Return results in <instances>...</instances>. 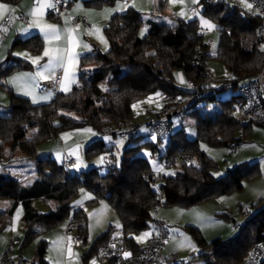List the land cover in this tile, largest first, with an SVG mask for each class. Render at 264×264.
<instances>
[{"label":"trees","instance_id":"16d2710c","mask_svg":"<svg viewBox=\"0 0 264 264\" xmlns=\"http://www.w3.org/2000/svg\"><path fill=\"white\" fill-rule=\"evenodd\" d=\"M72 1L68 0V5ZM84 1L96 6L108 2ZM203 4V14L216 23L220 33L217 58L232 73V78L219 88L203 85L209 77L210 42L205 38L197 15H192L193 19L189 21L173 17V24L157 20L146 23L142 12L130 7L113 15L105 26L109 49L81 56L78 83L71 91L57 92L51 101L38 105L10 91V106L0 116V158L4 157L8 146L11 153L6 157L8 159L13 157L16 149H20L35 162L37 175L31 185L23 187L20 182L0 174V199L13 200L9 211L0 212V221L12 213L18 202L24 204L26 232L23 246L39 236L40 233L34 231L35 226L46 229L68 217L72 199L81 188H86L95 195L88 201L89 204H97L101 199L111 202L120 216L121 227L127 231L131 248L140 253L142 249L137 247L130 234L140 231L150 221H159L154 211L163 204V199L159 198L161 193L172 191L174 203L189 208L231 194L239 188L243 179L251 180L261 175L259 162L251 161L238 164L216 178L217 161L201 149V142L211 147L240 145L238 133L245 124L236 118L234 112L237 106L244 107V100L239 95L223 99L221 92L253 80L264 63V46L257 34L259 21L255 14L242 12L240 3L223 5L214 1ZM165 9V2L160 0L153 7L152 14L162 13ZM145 23L149 27L146 35H142ZM15 43L36 53L43 49V39L38 34L26 39L18 38ZM147 45L152 51L147 50ZM27 67L24 60L8 62L0 66V79ZM177 69H183L187 81L196 87L191 88L187 84L182 88L175 76ZM153 95L161 98L164 106L161 111L153 112L150 119H167L171 135L158 134L157 142L147 141L135 146L127 143L122 167H117L109 157L110 164L106 162L108 170L104 174L97 167L69 174V165L60 164L52 156H43L40 151L63 130L82 126L101 132L105 126H111L114 128L111 133L116 136L121 125L128 123L136 129L135 134L127 137L132 141L139 136L137 126L131 120L133 105ZM167 97H177L179 101L172 103ZM168 108H171L170 112ZM64 112L75 113L80 119ZM188 116L195 120L197 134L193 139L187 137L184 126L174 129L176 118L182 120ZM247 122L245 135L255 125L252 121ZM147 125L151 130V125ZM33 127L38 132L31 140L27 138V133ZM163 143L164 149H160ZM141 144H147L152 154L160 158L166 167L180 164L181 169L172 174L159 173L163 182L154 187L158 175L148 158L137 153ZM106 150V143L101 137L88 144L86 154L92 157ZM195 158L197 162L193 161ZM39 198L57 200L59 207L47 214L39 213L32 204ZM251 208L254 211L247 210L244 222L238 224V233L228 239L208 242L199 228L187 226L198 253L192 252L186 260L173 255L170 260L195 263L203 259L206 264H237L247 260L255 244L264 246V199ZM71 224L77 228L79 238L86 241L89 231L83 209L74 214ZM115 229V226H110L102 237L108 238L104 243L111 240L110 234ZM47 246L45 240L39 242L33 264H48L45 260ZM22 264H26L24 258Z\"/></svg>","mask_w":264,"mask_h":264},{"label":"rangeland","instance_id":"374dc122","mask_svg":"<svg viewBox=\"0 0 264 264\" xmlns=\"http://www.w3.org/2000/svg\"><path fill=\"white\" fill-rule=\"evenodd\" d=\"M117 1L123 3L121 0ZM111 6H114V4H111ZM203 7V2L197 0L199 23L205 34V38L211 44L210 53L212 54V57L207 62V68L210 77L209 84L214 88H219L225 83L227 79L232 78V73L220 59L215 57L218 52L220 35L216 23L201 12ZM240 7L242 12L251 11V9L245 7L243 3H240ZM147 10V14H150L152 11V9ZM190 19H193V17ZM202 20L209 21V23L214 25V27H206L202 23ZM141 34L146 35L144 30H142ZM147 46V50L149 52L152 51L149 45ZM101 48L102 52H105L109 49V43L107 40L106 45ZM13 51L15 55L22 56L31 62L33 59L43 56V54H33L22 47L15 48ZM47 60L48 58L46 60L43 58L38 64H34V68L26 71H20L22 73L19 74L14 72L15 74L12 73L8 77V81L11 84L13 83L17 85V91H15L17 94L30 98L32 102L33 96L36 98V102H33L34 104H41L51 101L52 98H54L55 93H57L49 87L50 83H47V81L44 82V78L36 75L37 72H43L44 76L46 77V72L44 71L43 65L47 63ZM177 75L178 74L176 72L175 76L177 77ZM16 77L23 78L12 82ZM32 77H35V79H32ZM178 82L182 88L187 87V79H184V83H181L179 79ZM29 92L31 95L25 94ZM231 95H239L238 89L230 87L221 92V97L223 99H226ZM45 96L48 98L41 99ZM158 99L159 98H157L156 95L148 96L142 101L134 104L137 105V107H133L134 115L131 117V120L134 126H137L139 136L132 141H129L127 137L122 136L121 134L116 136L112 133L102 134L101 131L98 132L88 126L65 129L58 137L48 142L50 145H60V148L55 153H53L54 158L61 164L65 161L66 156H71L74 159L75 162L71 163L69 167H67L69 174L74 172H84L93 167L99 168L100 172L104 174L108 170L104 158L110 157L111 154L115 155L116 164L118 167H121L124 149L127 143L129 146H135L147 141L157 142L159 135L150 130L147 122L150 117L154 115L153 112H159L162 109V103L158 105L156 104ZM10 103V94L7 93L5 88L0 87V109L9 107ZM64 114L80 119V117L75 113L64 112ZM236 115L244 121H249V119L243 116L240 111H236ZM193 120L194 119L189 116L183 118L182 120L176 118L174 121V129L184 126L187 137L193 139L197 134ZM85 129H91V132H86L84 131ZM37 132L38 129L36 127L30 128L27 133V138L34 140ZM65 134H68L67 138H65ZM238 136L241 138L244 137V139L240 141L241 143L238 148L239 150L236 152H232L230 147H211L208 144L201 142V149L209 156L213 157L218 163V170L214 172V176L218 178L224 175L229 168H233L237 164L255 160H258L260 163L262 175L251 180L243 179L242 185H244V189L242 190L237 189L231 194L222 196L219 200L208 201L189 208L166 204V199L163 195V204L161 205L157 214H155L154 211V215L157 216V219L164 222L169 231L162 251L165 256L175 255L180 260H186L188 257H190L192 252L195 254L198 253L195 240L186 228L189 225L200 228L208 241H212L217 238L228 239L235 236L239 229H235L234 225L242 224L244 222L245 217L243 216V212L245 208H249V210L254 211L251 206L258 202L261 198H264V195H262L264 194V127L255 124L253 125V130L250 134L245 136L243 132H239ZM98 137H102L106 143V146L108 148L112 147V149L106 150L103 153L94 155L92 157L87 156L86 149L88 144ZM63 147H65L66 153H64ZM160 149H164V143L161 144ZM6 151H10L9 146L6 147ZM16 153L20 154L19 150H17ZM137 153L148 158L153 170L158 175L156 183L153 185L154 187H157L163 182V178L160 177L159 173L162 172L163 174H172L178 170V166L166 167L165 163L160 158L152 154L151 148L147 144H141V147L138 148ZM101 158H103L102 163L100 162ZM196 160L197 159L195 158V161ZM27 163L29 168V163L31 162L27 160ZM20 164L22 163H16L18 167ZM157 167L163 170L157 171ZM18 169H21V167ZM18 169H16V171ZM12 171L13 173L16 172L14 169ZM216 173L219 175H215ZM85 196L90 198L85 199ZM94 196L95 195L90 190L81 188L79 194L72 199V208L69 216L64 218L59 224L51 226L42 235H40L35 242L28 244V246L23 250L22 255L26 258L27 264H32V259L36 255L37 244L42 238H45L48 242L45 258L50 264H86V254L90 252L93 244L100 238L102 234L108 230L109 226L111 224H115L116 228L121 227L120 217L111 202L106 199H101L97 205L88 204L87 201L94 198ZM77 201H82V204L77 205ZM226 202L230 204L229 207L225 205ZM33 205L39 212L42 213H48L51 208L49 203L43 199L35 200ZM103 205H107V209L103 212H100V209ZM241 207L243 209H241ZM80 209H84V212L88 217L89 235L86 241L82 239V243L78 244V230L73 224H71V219L74 217L76 210ZM94 213H99V215H90ZM224 214H232L234 220L227 218ZM13 216L15 219L12 220V225H7V227L0 232V238L5 236L7 233H10L11 235H8L7 238L11 240L12 236H17V232L22 230L23 208L21 206L18 207ZM98 220L99 223H97ZM117 225H119V227H117ZM13 226L15 227L14 232H12ZM153 229L154 222L150 221L148 225L142 228L140 231L131 233L130 237H133L144 247L148 243L147 238ZM146 232L149 233L148 236L144 237L142 240L137 239V237H141ZM185 237L188 239L185 240ZM69 247L71 248V255H69L68 252ZM20 254V246L18 248H14L12 251L14 264H21ZM96 259L98 260L97 262L99 264H102L101 260H99V257H96Z\"/></svg>","mask_w":264,"mask_h":264},{"label":"crops","instance_id":"0c3cea01","mask_svg":"<svg viewBox=\"0 0 264 264\" xmlns=\"http://www.w3.org/2000/svg\"><path fill=\"white\" fill-rule=\"evenodd\" d=\"M121 1L123 3H120V1H117V0H108V2H105L102 5L96 6V5H90V4L86 3L84 0H74V1L70 2L69 5H67L62 10L61 16L56 17V18H53L50 16V15H52V14H50V11L52 9L45 8L44 9V15L42 17H39L41 26H43V25H54L60 34L59 40H54L51 42V44H49L48 41H46L44 38V33H42L40 31V29L32 23V21H33V19H35V17H33L31 15V12L34 8L38 7L39 3L43 2V0H0V4L7 5L8 9H9V11L4 12L3 17L0 18V24L6 19V17L8 15H13L16 18L14 25L10 29L7 37L5 38L2 46L0 47V66H4L5 65L4 63L15 62L18 59L24 60L28 64V67L14 71V72H17L16 74L22 73L20 71H26V70L34 68V64L30 60H27L22 56L15 55L13 49L15 50V48L22 47V48H25L28 51L32 52L33 54H43L44 49L48 46L49 47L55 46V47H59V48L71 47V40L73 38H75V40L77 42L75 51L78 54V56H77V61H76L75 68H74V76L72 77L74 82L70 81L68 83V90L64 91L63 90L64 73H63V77H62V81H61L60 92L61 93H67V92L71 91L72 87L75 84L78 83L81 56L95 52V50H97V51L99 50L102 52L101 47H104V45H106V40H107L105 32H104V28L108 24L109 20L111 19V17L113 15L118 14V13H123L128 8L133 7L137 11L142 12V19L146 23L148 21L157 20V21H166L168 24H173V17L189 21V19L191 17H193L190 13V9L193 6L197 7V0H196V2H193V0H176L175 3H173L172 0H163L166 4L165 11L162 13L156 12V13L152 14L153 13V7L157 3H159L160 0H129V1L121 0ZM48 2L52 3V0H48ZM111 4L112 5L114 4V6H111ZM147 9H152L150 14H147V11H148ZM202 11H203V9L201 10V12ZM181 13H182V15H181ZM198 17L199 16L197 13V18ZM25 19H27L28 24L25 22ZM146 23L142 28V30H144L145 33H147L148 27H149L148 24H146ZM69 29L73 30L71 34H69V32H68ZM35 34H38L43 39V49L41 52L36 53V52H33L24 46L15 45L16 44L15 42L18 38L26 39V38H29V37L35 35ZM219 35H220V33H219ZM219 40H220V36H219ZM11 42H12V46H11ZM84 45H88V47L85 48ZM210 47H211V44H210ZM84 51H86V52H84ZM218 51H219V45H218ZM209 55H210V57H212V54L210 53V49H209ZM217 55H218V52L215 56L216 58H217ZM46 59L47 58L44 57V60H46ZM58 70L59 69L56 70L55 74L57 73ZM14 72H12V73H14ZM176 72H177V74H179L180 76L183 77V80L184 79L186 80L185 71L183 69H177L175 71V73ZM12 73H10L7 76H5L4 78L0 79V87L5 88L7 93H9V94H10V91L17 94L15 92V91H17V85L13 84V83L11 84L8 81V77ZM45 74H46L47 78H44V82L47 81V83L51 84L55 75L53 76L49 72H46ZM227 80H229V79H227ZM50 84H49V87H50ZM17 95H20V94H17ZM55 95H56V93H55ZM20 96H23V95H20ZM24 97H26V96H24ZM26 98H28V97H26ZM28 99H30V98H28ZM31 102H32V100H31ZM161 103H162V107H163L164 103L162 102V99L159 98L158 101L156 102V104L158 105ZM35 105H38V104H35ZM8 108L9 107H6L4 109H0V116L3 115ZM242 109L243 108H241V107L239 108V106H237V109L235 110L234 113H235L236 118L239 121H241L243 124H245L243 129L240 130V132L244 133V131L248 127L249 123L247 121H244L241 118L237 117V115H236V111H240L242 113ZM133 115H134V113L132 111L131 117H133ZM72 118H74V117H72ZM74 119H77V118H74ZM78 120H79V118H78ZM193 124L195 126V120H193ZM252 130H253V126H251L248 134H250L252 132ZM98 138H101V137H98ZM242 139H244V137H242L241 140ZM240 141H239V143H241ZM59 148H60L59 144H58V146L47 144L46 147L40 149V151L42 153H44L43 156L54 157L53 153H55ZM106 149L110 150V149H112V147L108 148L106 146ZM17 150H19L20 154L16 153ZM63 151H64V153H66L65 147H63ZM8 152L5 149L4 157L0 158V174L5 175L8 178H11L13 180L20 182L23 187H27V186L31 185V183H33L34 180L36 179V175H37L36 174L37 169L35 166V162L33 160H31L30 158H28L20 149H16L12 153L13 157L10 159L6 158L7 156L11 155L10 151H8ZM124 156H125V153H124L123 158H122L121 167L124 165ZM107 158H109V157H107ZM110 158L113 161V163L117 166L115 155L111 154ZM27 160H29L31 162V163H29V168H28ZM70 160L71 161L73 160V162H75L71 156H66V159L62 164L70 165L71 163H73ZM193 161L197 162V160L195 161V159ZM255 161H258V160H255ZM17 162L22 163L19 165V167H21V169H18L19 167L16 165ZM174 166H176V167L178 166V170H176L175 172H177L181 169L180 164H177ZM260 168H261V166H260ZM13 169L15 171H16V169H18V170L15 173H13V171H12ZM229 169H232V168H229ZM77 173H80V172H77ZM261 175H262V169H261ZM238 189L239 190L244 189V185H242V181H241ZM163 195L165 196L166 204H170L173 206L176 205L174 203L175 202V195L172 191L164 192ZM226 195H228V194H226ZM226 195H222V196H226ZM222 196H220L214 200H219ZM39 199H43V198H39ZM262 199H264V198H261L260 200H262ZM44 201L49 203V205L51 206L50 211H54L59 207V202L57 200H44ZM33 202H32V204H33ZM12 204H13L12 199H0V212L9 211L12 208ZM97 204H94V205H97ZM89 205H91V204H89ZM225 205H227V207H229L230 204L228 202H226ZM20 206L23 208V217H22L23 227H22V230L17 232L18 233L17 236H14V237L12 236L11 240H9L7 238L8 235H11L10 233H7L5 236L0 238V264H4V261L6 259H9V258L11 259L13 257L12 251L14 250V248H18L19 246H20V252H21L20 258H24L26 260V258L22 255L23 250L28 246V244L23 246L26 227H25V208H24V204L22 202H18L16 207L13 209L12 213L8 214L2 221H0V232L4 228H6L7 225H9V226L12 225V220L15 219V217L13 215H14L16 209ZM33 207H34V205H33ZM242 207H241V209H243ZM247 210H249V208H245V210L243 212L244 217H246L245 212H247ZM77 211H79V210H76V212ZM39 213H42V212H39ZM42 214H47V213H42ZM240 214H242V213H240ZM227 215H229L231 217L230 219L234 220L232 214L231 215L227 214ZM159 221H161V223H164L162 220H159ZM120 222H121V220H120ZM156 223H154V229L152 230L151 234L147 238L148 241L154 234H156V232L158 230ZM87 224H88V217H87ZM51 226H55V225H51ZM110 226H115V224H111ZM110 226H109V228H110ZM50 227L44 229V228H41L40 226L37 225L34 227V231L40 233L39 234V236H40L46 230H48ZM88 227H89V225H88ZM195 227H197V226H195ZM109 228H108V230H109ZM234 228L238 230L239 227H235V225H234ZM14 229H15V227L13 226L12 232H14ZM199 230L202 232V230L200 228H199ZM107 231L105 233H107ZM104 234H102L100 236V238L93 244V247L90 250V252L86 254V261H87L86 264H93V261H95V264H99L97 262L98 260L96 259V257H99V260H101L102 264H108L107 261H105L103 258H101L97 254V246L99 244H104L105 240L108 239L107 237L102 238L104 236ZM202 235L206 239L203 232H202ZM112 236H113V233L110 234V237H112ZM38 237L34 241H32L31 243L35 242L38 239ZM217 239H222V238H217ZM42 240L46 241L45 238H42L40 241H42ZM39 242H38V244H39ZM134 242L136 243L138 248H140V249L143 248V246L141 244H139L135 239H134ZM208 242H210V241H208ZM31 243H29V244H31ZM38 244H37V247H38ZM47 244H48V242H47ZM263 249H264V247H263ZM171 256H173V255L166 256V257L170 260ZM35 258H36V255L32 259V264L35 262V260H36ZM45 260L48 264H50L46 258H45ZM195 263L206 264V262L203 259H199ZM26 264H27V260H26ZM237 264H248V262L245 259L244 261H239Z\"/></svg>","mask_w":264,"mask_h":264},{"label":"built area","instance_id":"2783aa9c","mask_svg":"<svg viewBox=\"0 0 264 264\" xmlns=\"http://www.w3.org/2000/svg\"><path fill=\"white\" fill-rule=\"evenodd\" d=\"M129 1V0H123ZM205 3H210L214 1H220L223 5L228 3L235 4L241 3V0H200ZM56 0H52V3H55ZM247 3L252 5L251 13L255 14L258 18L257 25V34L260 37V40L264 46V0H247ZM68 5V0H60L56 4L57 11H53L52 15L55 17L61 16L62 10ZM190 13L193 16L197 15V7L193 6L190 9ZM16 18L13 15H8L6 19L0 24V47L2 46L5 38L7 37L10 29L14 25ZM25 22L28 24L27 19ZM63 77V70L59 69L54 76L53 81L50 84V87L53 91L59 92L61 88V81ZM210 82V77H207L203 85H207ZM188 86L191 85V88L196 86L189 81ZM239 96L244 100V107L242 109V115L247 117L249 121L257 125H264V63L261 69L257 72L254 79L238 87ZM172 103L178 102L177 97H167ZM171 108H168L167 111L170 112ZM151 125V130L159 135L169 136L171 135L172 129L170 123L167 119L152 118L148 122ZM114 130L111 126H105L102 129L103 133H111ZM136 133V129L131 127L128 123L121 125L119 134L122 136L128 137ZM238 145L231 146L230 150L236 152L238 150ZM73 162V160L71 161ZM105 162H109V159L106 158ZM160 178V177H159ZM159 198L162 199V193L159 195ZM161 205L155 209V214L158 213ZM247 212H245V215ZM157 232L154 234L142 248L140 253H135L130 246L129 237L127 231L123 227L116 228L113 232V236L110 241L104 244H99L97 246V254L107 261L108 264H197L189 263L186 261L175 262L169 260L163 254V245L168 237V228L165 224L157 222ZM235 227H238V224H235ZM82 239L79 238L77 243H82ZM126 253H129L127 257ZM248 264H264V249L260 244H255L250 252L247 259ZM14 260L11 258L6 259L4 264H13ZM20 263H23V258H20Z\"/></svg>","mask_w":264,"mask_h":264},{"label":"snow or ice","instance_id":"6c2138e0","mask_svg":"<svg viewBox=\"0 0 264 264\" xmlns=\"http://www.w3.org/2000/svg\"><path fill=\"white\" fill-rule=\"evenodd\" d=\"M59 2H60V0H56L55 3H50V2H48V0H43V2L39 3L38 7L34 8L31 12V15L33 17H35V19H33L32 23L36 27H38L42 33H44V38L46 41H48L49 44H51V42L54 40H59L60 34L54 25H43V26H41L39 17H42L44 15V9L45 8H50L53 11H57L56 4ZM65 2H66V0H65ZM172 2L175 3L176 0H172ZM193 2H196V0H193ZM241 3H243L244 6L249 8V9L252 8V5L247 3V0H241ZM6 11H9L7 5L0 4V18L3 17V14ZM181 15H182V13H181ZM202 23L208 28L214 27V25L209 23V21H207V20H202ZM72 31H73L72 29H69L68 30L69 34H71ZM76 43L77 42H76L75 38H73L71 40V47H68V48L46 47L44 49L42 57H37V58L32 60L33 64H38L41 59H43L44 57H47L48 58L47 63L45 65H43V68H44L45 72H49L53 76L55 75V72L57 69H62L63 73H64V77H63V90L64 91L68 90V83L70 81L74 82L72 77L74 76V68H75V64H76L77 56H78V54L75 51ZM84 47L87 48L88 45H84ZM36 75L41 76L42 78H47L44 76L43 72H37ZM22 78L23 77H16V78H14V80L12 82H15L16 80H20ZM32 79H35V77H32ZM177 79H179L181 83H184L183 77L180 76L179 74L177 75ZM189 87H191V85H189ZM25 94L31 95L30 92L25 93ZM157 95H159V93H157ZM47 98L48 97L45 96V97H42L41 99H47ZM33 102H36V98L34 96H33ZM133 107L135 108V107H137V105H133ZM84 131L91 132V129H85ZM67 136H68V134H65V138H67ZM100 162L101 163L103 162V158H101ZM198 166L199 165H197V167ZM156 170L162 171L163 169L157 167ZM215 175H219V174L216 173ZM262 195H264V194H262ZM84 198L89 199L90 197L85 196ZM76 204L80 205V204H82V201H77ZM106 209H107V205H103L102 208L100 209V212H103ZM90 215H99V213H94V214H90ZM202 219H205V218H202ZM97 223H99V220L97 221ZM117 227H119V225H117ZM148 235H149V233L146 232L141 237H137V239L142 240L144 237H146ZM187 239L188 238L185 237V240H187ZM68 252H69V255L72 254L70 247L68 249ZM128 255H130V254L129 253L125 254L126 257ZM93 264H95V261H93Z\"/></svg>","mask_w":264,"mask_h":264},{"label":"water","instance_id":"95a60500","mask_svg":"<svg viewBox=\"0 0 264 264\" xmlns=\"http://www.w3.org/2000/svg\"><path fill=\"white\" fill-rule=\"evenodd\" d=\"M4 64H6V63H4Z\"/></svg>","mask_w":264,"mask_h":264}]
</instances>
